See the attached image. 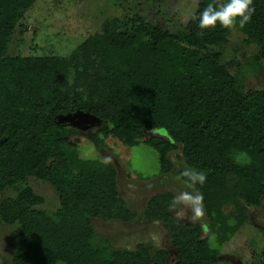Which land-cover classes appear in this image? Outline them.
Segmentation results:
<instances>
[{"label":"trees","instance_id":"trees-1","mask_svg":"<svg viewBox=\"0 0 264 264\" xmlns=\"http://www.w3.org/2000/svg\"><path fill=\"white\" fill-rule=\"evenodd\" d=\"M35 1L0 0V231L10 228V264H215L220 250L210 235L224 244L247 220L248 206L264 200V88L246 90L231 71L234 62L204 51L225 44L231 29L198 26L203 8L224 0H201L183 38L133 15L107 21L69 57L9 56ZM253 6L251 22L237 26L261 61L264 0ZM78 110L101 119L97 147L108 136L129 146L144 141L157 150L163 172L172 168L168 154L181 149L182 180L186 169L206 173L203 185L191 186L203 196L210 235L203 223L172 215V192L151 197L144 215L166 223L175 261L166 250L117 248L98 234L93 218L129 221L136 212L118 196L113 163L82 158L58 123ZM149 130L161 135L145 138ZM30 177L54 187L58 207H42L46 198ZM229 204L236 215L226 212Z\"/></svg>","mask_w":264,"mask_h":264},{"label":"rangeland","instance_id":"rangeland-1","mask_svg":"<svg viewBox=\"0 0 264 264\" xmlns=\"http://www.w3.org/2000/svg\"><path fill=\"white\" fill-rule=\"evenodd\" d=\"M201 0H36L26 12L12 37L9 56L69 57L79 45L95 33H100L107 21L115 18L124 20L139 15L147 21L162 27L181 38L187 24L196 12ZM231 29L228 41L222 46H208L205 52L221 53L223 63L234 62L231 71L246 90L264 88V59L257 61L256 44L246 43L245 34L236 25ZM256 67H258L256 69ZM71 139L78 143L79 155L86 159L102 162L111 161L117 172L118 196L126 207L136 212L129 221L93 218L98 234L112 240L117 248L135 250L139 245L151 253L157 250L169 252V259H177V248L170 240V231L165 222L145 217L149 199L162 192H172L175 197L188 193L193 198L200 195L196 188L186 183L179 175L185 167L181 149L168 154L172 163L169 172H163L157 150L141 141L129 146L122 140L108 136L104 146L97 147L93 137L97 135L102 122L79 120L66 124ZM161 135L149 130L145 138ZM29 183L36 193L44 196V208L55 209L59 205L58 193L54 187L35 177ZM170 207L173 216L183 222L203 223L205 236L210 235L207 216L196 215L193 202H177ZM227 213L236 215L233 204L226 207ZM10 228L0 231V264H10L13 248L10 245ZM210 246L219 249L215 264H264V200L260 206L249 205L247 220L224 244L219 243L216 234L210 235Z\"/></svg>","mask_w":264,"mask_h":264},{"label":"clouds","instance_id":"clouds-1","mask_svg":"<svg viewBox=\"0 0 264 264\" xmlns=\"http://www.w3.org/2000/svg\"><path fill=\"white\" fill-rule=\"evenodd\" d=\"M255 13L253 0H224L223 3L217 5L210 2L198 15V26L203 32L204 30L214 29L218 25L225 29H230L237 24L240 28H244L252 20ZM186 178V183L190 185L200 184L206 182L207 176L204 172H197L193 169H186L182 173ZM203 200L202 195H197L193 198L188 193H181L175 198V202H193L195 205V213L200 216L203 215L202 205L200 202Z\"/></svg>","mask_w":264,"mask_h":264},{"label":"water","instance_id":"water-1","mask_svg":"<svg viewBox=\"0 0 264 264\" xmlns=\"http://www.w3.org/2000/svg\"><path fill=\"white\" fill-rule=\"evenodd\" d=\"M83 119L92 122H101V119L98 116L84 110H78L76 112L68 113L66 115H59L57 117L58 123H62V124H74L79 120H83Z\"/></svg>","mask_w":264,"mask_h":264}]
</instances>
